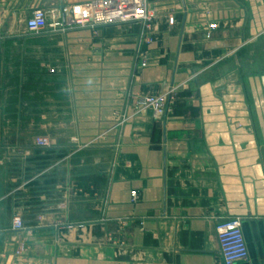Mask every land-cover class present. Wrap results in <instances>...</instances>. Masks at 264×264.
<instances>
[{
  "label": "crops",
  "instance_id": "1",
  "mask_svg": "<svg viewBox=\"0 0 264 264\" xmlns=\"http://www.w3.org/2000/svg\"><path fill=\"white\" fill-rule=\"evenodd\" d=\"M89 1L0 0V264H225L217 225L235 217L236 264H264V0L26 28ZM166 91L161 117L134 104Z\"/></svg>",
  "mask_w": 264,
  "mask_h": 264
},
{
  "label": "built area",
  "instance_id": "2",
  "mask_svg": "<svg viewBox=\"0 0 264 264\" xmlns=\"http://www.w3.org/2000/svg\"><path fill=\"white\" fill-rule=\"evenodd\" d=\"M156 11L149 0H92L87 3L74 4L65 9L36 8L26 21L30 31L68 30L89 28L98 30L102 26L138 22L148 27L155 17ZM172 18L170 22H172ZM210 34H208V37ZM175 97L171 91L157 96H143L134 100L137 109L151 108L155 117H161L169 112ZM38 148H48L52 139L48 135H38L34 139ZM134 199L138 193H133ZM13 230L25 228L22 216L17 213L13 217ZM217 236L221 256L225 264H236L249 256L239 218H231L217 225Z\"/></svg>",
  "mask_w": 264,
  "mask_h": 264
}]
</instances>
